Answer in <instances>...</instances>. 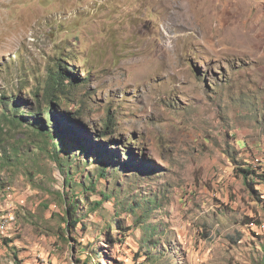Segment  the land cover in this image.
Masks as SVG:
<instances>
[{"label":"rangeland","instance_id":"374dc122","mask_svg":"<svg viewBox=\"0 0 264 264\" xmlns=\"http://www.w3.org/2000/svg\"><path fill=\"white\" fill-rule=\"evenodd\" d=\"M61 66L50 120L32 89ZM246 146L264 171V0H0V264H264Z\"/></svg>","mask_w":264,"mask_h":264},{"label":"trees","instance_id":"16d2710c","mask_svg":"<svg viewBox=\"0 0 264 264\" xmlns=\"http://www.w3.org/2000/svg\"><path fill=\"white\" fill-rule=\"evenodd\" d=\"M88 82L90 81V75L88 77ZM79 77L77 76V74H73V73H69L66 69L62 68V66L59 68L58 71L55 72H51L49 73V79L46 83L47 88L46 91H44V93H42V87H38L36 89H32V91H35V101H37L38 104L43 106V103L46 104V109L44 110V115H48V119L52 120L53 118V114H54V109L53 107H60V105L62 103L67 102V100L63 99V95L65 94V92H69V91H73L75 89H77L78 87L81 86V84H79ZM30 91V93L32 92ZM55 100L58 101L59 104L55 105ZM13 104V103H12ZM12 116L13 118H19L21 119L22 123L23 120L27 121L28 119L32 120L34 119V116L38 117L39 114L34 113L33 117H29V116H22L20 113H18V111L21 110V106L18 105L17 103L14 105H12ZM80 111V110H79ZM25 124V123H24ZM26 125H31L30 129H33L32 132L36 129L35 126L33 124H30L29 122H27ZM117 125V122L115 121V119H112L111 116L108 115V119L104 122V126L105 129L107 130L106 132H103V136H105L107 139L108 137V130L114 126ZM48 132L42 131V135H46V137H52V135H54L51 131L46 130ZM67 131L64 130L61 132L60 135H58V137L63 141V148L66 150V146H65V142L67 141ZM62 146V144H61ZM60 146V147H61ZM61 149V148H60ZM58 151H59V147H58ZM4 153L7 152V150L3 151ZM60 155V151L57 152ZM56 155V152H55ZM55 159L57 161H59L60 165H62L63 167H66L68 165H70V160L66 161H61V158L56 156ZM251 168V167H250ZM68 173H71V167L68 168L67 170ZM237 174H241V177L244 179L245 184L247 189L249 190L248 192L252 195V197L256 200L261 201V195L259 193V191L256 189V187L261 184L264 183V171H259V170H250V169H239V172H236ZM75 175H72L69 180L70 182L73 183V187L71 190V195L74 196V191L76 189V187H78L79 189H81V191L83 192L84 190L86 192H90L94 189V183L93 181H91L89 186H84L83 184H76L75 183ZM103 179H107L108 178V171L103 170ZM258 182V183H257ZM261 182V184L259 183ZM82 194V193H81ZM107 193H104L103 196L104 198H110V195H106ZM69 195V194H68ZM71 196V200L68 202L69 207L66 210V220L65 222L67 223L68 229L70 228H75L76 230L78 229L79 226V222L81 221H77L73 214L76 212V207H77V203H79V199L82 200L80 198L77 197V199L75 197ZM84 196V193H83ZM155 199V200H154ZM149 199L148 201H146V199L143 200L144 203H146L147 205H153V207L158 208L159 206V202L158 199L154 198ZM82 203V201L80 202V204ZM127 204V203H126ZM128 209L133 212L134 214H137V210L142 209V205H136V203L133 201L131 203L128 204ZM111 236V241L115 242L117 239H114V237L112 235ZM7 241V240H6ZM8 243V242H7ZM16 262L18 264H20V262H18L17 257H16Z\"/></svg>","mask_w":264,"mask_h":264},{"label":"built area","instance_id":"2783aa9c","mask_svg":"<svg viewBox=\"0 0 264 264\" xmlns=\"http://www.w3.org/2000/svg\"><path fill=\"white\" fill-rule=\"evenodd\" d=\"M4 216V215H3ZM1 216L0 217V245L3 243L7 235L12 231L16 224V216ZM26 264H48L46 261L35 259Z\"/></svg>","mask_w":264,"mask_h":264},{"label":"crops","instance_id":"0c3cea01","mask_svg":"<svg viewBox=\"0 0 264 264\" xmlns=\"http://www.w3.org/2000/svg\"><path fill=\"white\" fill-rule=\"evenodd\" d=\"M238 149L242 152L241 156L243 154L246 155L247 159H244V163H243L245 169H250V170L252 169L253 170L252 164H253L254 158L255 157H259V155L258 156L255 155V154L258 153V151H256L254 148H251V147H248V146H246L244 149H241V147H238ZM257 150H259V149H257ZM250 159H252L251 162H249Z\"/></svg>","mask_w":264,"mask_h":264}]
</instances>
